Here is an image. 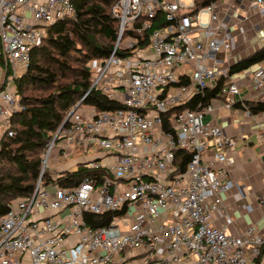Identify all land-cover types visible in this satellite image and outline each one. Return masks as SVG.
I'll list each match as a JSON object with an SVG mask.
<instances>
[{"label": "built area", "instance_id": "2783aa9c", "mask_svg": "<svg viewBox=\"0 0 264 264\" xmlns=\"http://www.w3.org/2000/svg\"><path fill=\"white\" fill-rule=\"evenodd\" d=\"M200 1L113 5L119 28L111 54L90 63V90L46 147L33 193L12 200L0 216V264H123L126 252L141 254V264H264L259 229L228 233V216L225 226L216 224L236 141L204 121L216 111L214 99L186 107L230 69L229 25L222 22L231 7ZM249 10L264 16V0H252ZM75 14L73 0H0V147L24 109L17 82L33 49L50 26ZM243 73L264 100V63ZM229 77L219 97L233 109L240 86ZM94 89L117 106L83 107ZM182 151L190 154L184 168ZM79 154L85 159L51 169L56 157ZM81 167L91 172L59 183ZM86 213L112 219L93 227Z\"/></svg>", "mask_w": 264, "mask_h": 264}, {"label": "trees", "instance_id": "16d2710c", "mask_svg": "<svg viewBox=\"0 0 264 264\" xmlns=\"http://www.w3.org/2000/svg\"><path fill=\"white\" fill-rule=\"evenodd\" d=\"M73 1L76 14L47 29V36L32 51L29 69L17 82L24 109L12 118L15 134L5 135L1 142L0 216L8 212L12 200L33 193L46 147L70 109L90 90V63L108 57L115 46L119 22L113 18L112 8L118 0ZM208 2L200 1L199 6ZM263 63L264 45L233 63L229 76L255 69ZM229 76L221 78L215 88L197 94L186 107L194 108L197 103L207 104L219 97ZM84 103L94 104L99 109L117 106L95 89L88 93ZM246 106L253 112L264 111V100L247 101ZM179 154L184 168L190 154L183 151ZM90 172L81 167L68 172V177L59 179V183L78 182ZM85 217L89 225L98 227L107 225L112 214L86 213Z\"/></svg>", "mask_w": 264, "mask_h": 264}, {"label": "crops", "instance_id": "0c3cea01", "mask_svg": "<svg viewBox=\"0 0 264 264\" xmlns=\"http://www.w3.org/2000/svg\"><path fill=\"white\" fill-rule=\"evenodd\" d=\"M224 1L228 9L231 7L222 22L225 27L229 25L227 37L231 45V66L264 45V16L249 10L252 0ZM219 57L225 60L226 54L222 52ZM235 79L240 93L236 96L238 100L234 108H225L224 97H218L213 100L215 113L203 116L204 121L218 126L222 134L236 141L235 164L225 181L227 192L216 215V224L225 226L228 216L232 219V224L226 228L228 233L239 234L254 226L264 234V139L261 138L264 111L253 112L246 106L247 101L260 100L252 88L251 78L241 72L235 75ZM122 255L127 256L123 264L142 262V255L138 252Z\"/></svg>", "mask_w": 264, "mask_h": 264}, {"label": "rangeland", "instance_id": "374dc122", "mask_svg": "<svg viewBox=\"0 0 264 264\" xmlns=\"http://www.w3.org/2000/svg\"><path fill=\"white\" fill-rule=\"evenodd\" d=\"M128 42H130V39L126 38L125 41H124V44H126ZM83 107L86 108V103L83 104ZM83 159H85V156H83L81 154H79L77 158H68L65 162H61L60 159L58 157H56L51 162V169L61 170V168L64 167V164L68 163V165H70L73 162L81 161Z\"/></svg>", "mask_w": 264, "mask_h": 264}]
</instances>
